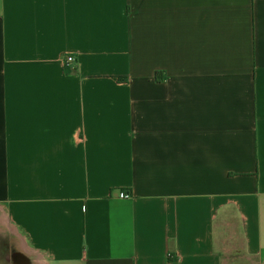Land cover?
I'll use <instances>...</instances> for the list:
<instances>
[{"label": "crops", "instance_id": "1", "mask_svg": "<svg viewBox=\"0 0 264 264\" xmlns=\"http://www.w3.org/2000/svg\"><path fill=\"white\" fill-rule=\"evenodd\" d=\"M0 264H264V0H0Z\"/></svg>", "mask_w": 264, "mask_h": 264}, {"label": "built area", "instance_id": "2", "mask_svg": "<svg viewBox=\"0 0 264 264\" xmlns=\"http://www.w3.org/2000/svg\"><path fill=\"white\" fill-rule=\"evenodd\" d=\"M71 62H72V58L71 57L66 58V60H65V64L66 65H69ZM119 197L123 198V199H127V198H129V195H127L125 193H120Z\"/></svg>", "mask_w": 264, "mask_h": 264}]
</instances>
